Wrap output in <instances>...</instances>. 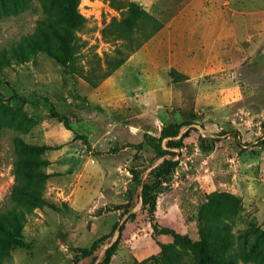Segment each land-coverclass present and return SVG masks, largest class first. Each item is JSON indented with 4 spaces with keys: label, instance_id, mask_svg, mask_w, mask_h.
<instances>
[{
    "label": "rangeland",
    "instance_id": "374dc122",
    "mask_svg": "<svg viewBox=\"0 0 264 264\" xmlns=\"http://www.w3.org/2000/svg\"><path fill=\"white\" fill-rule=\"evenodd\" d=\"M186 1L0 0V264H105L109 251L107 264H264V183L254 197L232 192L242 186V179L228 169L227 152L210 155L217 136L241 134L232 126V117L235 111L242 114L243 103H264V45L255 36L264 38V0H216L229 4L235 29L244 32L248 26L253 41L250 47L234 46L229 52L232 58L228 56L217 73L197 78V91L192 83L185 86L183 125L176 135H170L172 121L152 119L163 112L161 89L143 91L148 83L144 79L138 94H124L138 83L135 75L142 64L129 55ZM132 2L149 16H131ZM205 6L206 12L212 11L216 3L207 0ZM203 13L202 7L197 16L203 18ZM128 57L124 69L129 70V78L123 71L118 73L121 79L112 75L113 85L104 94H115L124 108L119 112L102 108L99 102L104 98L97 87ZM170 73L175 82L185 79L173 70ZM166 78L149 80L158 84ZM140 103L145 107L140 108ZM53 113L67 123V113L72 114L82 134L113 121L120 123L115 132L130 121L152 130L128 143L131 153L122 158L113 184L117 191L111 189L114 199L99 210L95 223L73 214L67 220L50 214V208L62 207L45 198L49 164L37 147L44 145L43 124ZM249 126H259V135L264 134V119ZM82 138L87 142L86 136ZM245 144L253 145L245 139L236 152L243 151ZM26 185L33 189L27 201ZM144 186L155 200L163 193L160 207L167 215H151L140 197ZM12 204L20 212L16 217L11 215ZM117 209L121 214L129 212L125 220H117L113 213ZM153 219L185 233L191 242L154 233ZM58 222L61 226L53 228ZM95 231L100 236H94ZM134 231L138 240L131 244L129 233ZM152 236L160 247L156 252L149 247L157 244ZM18 239L27 245H18ZM119 243L124 244L122 252L117 251Z\"/></svg>",
    "mask_w": 264,
    "mask_h": 264
},
{
    "label": "crops",
    "instance_id": "0c3cea01",
    "mask_svg": "<svg viewBox=\"0 0 264 264\" xmlns=\"http://www.w3.org/2000/svg\"><path fill=\"white\" fill-rule=\"evenodd\" d=\"M206 1L188 0L184 2L183 6L177 7L175 12L151 38L129 55L131 58L138 57L142 64L141 68L137 67L135 75V80L138 83H134L130 92L124 91V94L126 92L131 95L133 93L138 94V90H142L144 79L148 80V83L146 84L147 89L144 87L143 91L158 93V90L161 89L160 93L164 94V103L160 105V111L163 112L152 118H156L157 122H162V120L180 122L185 109L182 97L185 86L192 83L193 87L196 86L197 91V78L213 75L220 71L223 65H226L230 60L228 56L232 58L229 52L232 51L234 46L247 43L250 47L252 44L253 40L250 42L251 37L248 26L244 30L246 34L240 32L237 28L235 29L233 23L234 11L229 4L221 5L216 0H211L216 3V6H213L212 11L210 9L206 12ZM224 1L227 2V0ZM166 7L163 4V9ZM202 7L204 8V16L202 15L203 18H199L197 14L201 12ZM172 9V6L168 8L169 11ZM258 35L260 34L255 36L259 41V45H264V38ZM234 39H236L237 44ZM137 51L143 53L138 54ZM129 57L117 68V72L115 71L108 76L103 81L104 83L97 87L96 91L101 93L104 98L99 102L102 108L108 107L107 109H113V111L119 109L117 112L124 108L123 102L115 98V94L112 95L113 99L112 96H104V94H107V90L113 85L110 79L112 75L118 76L119 71H123L126 74L125 76L129 78V70L126 72L127 70L124 69ZM143 64H146V66L142 69ZM172 70L185 79L178 82L173 81L170 73ZM162 75L167 76V78L158 84L149 80ZM108 83L111 85L110 87L107 86ZM118 94H122V92ZM139 106L140 108L145 107L142 103ZM146 107L149 108V105H146ZM254 107L257 111H254ZM195 108H197V104ZM240 109L243 111L240 116L239 112L236 111L233 114L232 126L241 129V134H237V138L228 136L227 139L216 135L217 138L214 140V147L210 155L226 151V156L230 161L228 169H231L233 176L242 179V186L232 188L231 191L242 196L250 193L254 197L259 194V187L264 183V134L259 135V126L251 128L249 125H259L261 120L264 119V103L247 100V103H243ZM67 115L70 118L68 127L56 117L46 119L43 124L42 142L48 146L44 151V156L48 159L49 164L45 198L49 203L62 207L59 210L50 208V214L55 219L63 220L65 218L67 220L69 219L68 215L73 214L77 219L89 218L92 223H95L101 216L98 214L99 210L102 207L105 208L106 204L114 199L115 195L111 189L114 188L117 191L116 187H113V184L117 181L116 173L121 169L120 163L124 155L131 153L128 152L131 149L128 143L139 141L142 132L152 133V130L149 128H144V130L140 122L130 121L127 124L121 123L120 130L115 132L114 130L120 123L113 121L112 123L107 122V126L90 127L89 132L82 134L77 119L70 113H67ZM235 115L241 117L242 122H238ZM153 123V120L149 121L150 125H153ZM73 124H76V126ZM254 134H257V136H254ZM83 136H86L87 142L83 141ZM245 139H251L253 145L245 144L243 145V151L236 152L238 143L245 141ZM129 158L132 160L133 156ZM109 178L112 180L109 181ZM160 195H163V193L159 192L157 196L155 213L157 215H167L168 212L164 213V209L160 207ZM124 202H127V199ZM119 211L117 209L113 212L116 214L117 220H125L129 212L125 211L121 214ZM59 223L52 225V227H60ZM66 227L70 228L67 225ZM90 231H92L91 228L90 230L87 229L89 234H91ZM129 234L131 244L138 240L136 231ZM93 235L100 236V233L95 231ZM151 238L157 242V239L153 236ZM122 245L119 243L117 251L122 252L124 249ZM149 247L153 252L158 251L160 248L158 242L155 247L153 245Z\"/></svg>",
    "mask_w": 264,
    "mask_h": 264
},
{
    "label": "trees",
    "instance_id": "16d2710c",
    "mask_svg": "<svg viewBox=\"0 0 264 264\" xmlns=\"http://www.w3.org/2000/svg\"><path fill=\"white\" fill-rule=\"evenodd\" d=\"M132 5H133V9H132V11L130 12V14H131V16H133L134 18H136V17H138V16H140L141 15V13H143L145 16L146 15H148L149 16V14L146 12V11H144L138 4H136L135 2H132ZM52 116L51 117H56L58 120H60V121H62L63 123H64V125L66 126V127H68V123L65 121V118H63L61 115H59L58 113H53V114H51ZM175 123H177L176 121L175 122H173V123H171V124H169L170 126H169V130L171 131V133H170V135H176L177 133H178V128L180 127V126H182L183 124L182 123H180V122H178L177 124H175ZM187 124H188V122H187ZM175 125H177L176 127V129L175 130H172L171 128L173 127V126H175ZM170 143H172V142H170ZM31 147H35V146H31ZM37 147V146H36ZM48 146H46L45 144L43 145V146H40V147H37V149H41V151H45V149L47 148ZM37 174L36 173H34V176H36ZM24 191L26 192V194H24ZM23 194L26 196V198H24V200L25 201H27V198H29V197H31V195L33 194V189L31 188V186H28V185H26L25 186V188H24V190H23ZM29 196V197H28ZM140 197L142 198V201H143V203L146 205L147 204V206H149V212L151 213V215L154 217L155 216V211H156V200H155V196H150L149 194H147V192H146V189H145V186L144 187H142V189H141V193H140ZM147 202V203H146ZM14 205L16 206V204H12V207H11V215L12 216H17L18 215V213H20V212H18V211H14V209H12L13 207H14ZM151 223V222H150ZM151 227H152V230H153V232L154 233H158V234H164V233H169V234H171V235H173L175 238H177V239H179V240H183V241H188V242H191L188 238H189V236H187L185 233H177L173 228H171V227H168V226H164V225H161V224H159L158 222H156V220H154L153 219V226L151 225ZM158 230V231H157ZM183 234H185V235H183ZM18 245H20V246H25V245H27V244H25L23 241L21 242V240H17V242H16ZM194 243H196V242H194ZM113 244H111L110 246H112ZM108 249H109V247L108 248H106V250L108 251ZM85 251V250H84ZM110 252V251H109ZM109 252H106L105 253V260H104V262H105V264H107L108 262H109V260H110V253Z\"/></svg>",
    "mask_w": 264,
    "mask_h": 264
}]
</instances>
